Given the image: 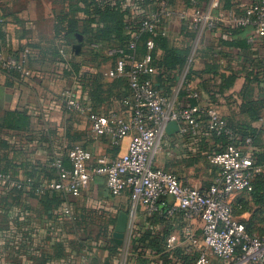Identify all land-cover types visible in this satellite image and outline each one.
<instances>
[{
	"label": "crops",
	"instance_id": "obj_1",
	"mask_svg": "<svg viewBox=\"0 0 264 264\" xmlns=\"http://www.w3.org/2000/svg\"><path fill=\"white\" fill-rule=\"evenodd\" d=\"M96 1L105 7H120L125 12V20L128 21L145 17L159 2V0ZM252 1L232 0V11L241 13ZM208 2L209 0H199V7L205 10ZM69 4L70 0H0V36L4 43L3 50L18 52L27 46L33 49L27 63L31 72L29 76L20 74L8 77L5 72L0 71V114L6 110L27 111L32 118V131L13 133L0 130V140L7 141L10 158L15 159L17 164L28 161L45 169L40 175L42 183L56 178L57 171L54 170L52 158L54 155L62 154L67 146L77 142L91 151L95 158L105 156L113 159L126 152L131 138L127 136L115 146L111 143L110 136H99L92 132L86 116L70 112L63 106L61 93L74 84L65 73L67 64L54 58L50 44L61 40L54 36V15L69 10ZM79 5L83 9L87 7L83 2H79ZM93 6L94 4H91L90 9ZM223 6L224 1L221 0L212 11L213 17H226L229 10ZM170 7L173 15L165 22L163 33H160L170 46L187 47L193 42L194 10L187 6L185 0H171ZM183 9H187L189 13L186 19L180 18ZM86 17L84 10L78 12L77 18L81 27L84 26ZM97 24L98 18L92 26L96 27ZM84 42H86L84 36L78 35L77 42L71 47L72 54H67L66 57L71 58L73 54L77 55L82 51L83 55L78 58H88L91 47ZM76 44L81 46L77 53L73 48ZM102 47V53L94 55L91 63L88 62L83 67L96 68L99 65L105 71L114 65L112 60L104 61L105 57L110 55L107 45L102 43ZM143 47L144 41L140 40L137 47L138 57L144 55ZM198 47L192 65L190 87H180L182 73L177 77V83H174L166 77L171 74L170 71L160 69L158 66L156 73L152 75L153 81L169 98L175 109L193 106L192 102L195 100L203 108L216 107L225 118L241 120L244 118L241 109L243 104L241 91L246 84L244 73L255 69L261 73V79L264 77V36H259L254 26H237L224 18L220 19L216 27L206 29ZM162 54L163 50L158 48L156 56H153V62L154 58H159ZM233 73L242 75H239L231 86L225 87L223 77ZM174 75L175 72H172L171 76ZM113 79L106 76L104 81L111 82ZM95 85L97 87V83H93L92 79L87 82L79 81L75 90L81 100L91 103L92 92L95 90L92 105L94 104L95 110L101 113L119 112L125 116L131 114L130 108L123 103V99L130 94L129 84L125 85V88L121 85L116 87L103 85L100 91L96 90ZM254 85V94L257 95L259 87L257 84ZM168 86L170 91L167 89ZM181 88L184 91L180 93ZM193 91L198 92L199 97H193ZM262 114V121L256 125L263 124L264 129V110ZM211 136L212 132L206 125L194 136L180 132L167 133L162 141V147L166 142L165 146L168 149L166 151L171 154L170 160L162 157L160 149L155 155V166L174 170L170 172L180 175V180L184 184L206 189L209 182L214 179L213 170L207 171L202 161L195 163L194 157L199 153H207L203 141H210ZM249 143L250 139H247L239 145L244 153L255 158L260 149ZM1 152L0 150V154ZM18 168L21 173L19 175L24 177L23 169L21 166ZM200 169L205 172L203 175L198 174ZM27 170L30 171V168ZM44 195L47 203L53 202V191L47 189ZM60 197L61 202L52 203L49 209L39 198L31 197L27 192L13 190L0 181V264H104L103 259L106 257L107 260L109 251L88 245L92 239L88 237L87 227L93 215L94 217L101 215L108 221L106 224L108 227H116L119 214L129 211V192L125 191L121 195L112 194L106 177L96 175L79 196ZM240 200L243 201L245 209L235 217L248 220L253 217L258 206L248 192L235 195L233 204ZM171 202L170 198L162 199L161 209L165 210ZM66 204L70 206L74 219H70L64 212ZM139 214L136 221L144 218L145 222L142 221V225L138 224L132 229L134 234L137 230L148 227L156 233L169 231L166 244L168 250L177 247H186L190 250L193 247L187 240L184 231L186 220L182 215L177 214L167 219L166 224L160 221L151 222L150 217H147L142 209ZM77 218L86 219L78 228ZM262 222L264 225V221ZM169 242L172 244L171 247L168 246ZM151 257L156 259V264L160 262L158 255Z\"/></svg>",
	"mask_w": 264,
	"mask_h": 264
},
{
	"label": "built area",
	"instance_id": "obj_2",
	"mask_svg": "<svg viewBox=\"0 0 264 264\" xmlns=\"http://www.w3.org/2000/svg\"><path fill=\"white\" fill-rule=\"evenodd\" d=\"M189 2L196 6L192 27L197 32L190 62L206 29L216 27L220 19L226 18L241 27L254 26L257 34L264 36V0L252 1L241 13L229 10L224 18L212 15L221 0H209L205 10L199 7V0ZM170 4L171 0H159L154 10L134 25H129L127 44L109 50V55L115 56V61L104 74L110 78H127L130 95L123 99V103L130 108L129 116L119 112L104 114L95 110L90 101L81 100L75 90L79 84L77 77L71 79L73 87L65 88L61 93L64 108L86 116L95 135L110 136L115 146L130 136L126 152L113 159L105 156L95 158L91 151L74 144L68 151L71 166L65 164L61 154L56 155L53 166L57 170V177L40 183L36 192L42 194L49 189L64 196H79L94 176L102 175L106 177L112 194L129 192L130 221L136 220L141 209L147 217L159 214L170 219L177 214L182 215L186 220L184 231L187 240L200 253L194 264L264 263V236L251 235L233 212L234 196L251 191L255 174L262 170L261 166L254 164L252 156L244 153L234 142L224 151L211 155L210 162L219 166L220 171L206 189L184 184L177 175L154 164L155 155L162 148L167 134L166 127L171 121L179 124L178 132L197 135L203 123L200 116L205 114L211 131L231 135L225 117L216 107L193 105L175 109L153 81L152 75L157 71L153 64V36L163 33L165 22L172 17ZM188 15L187 9L180 12L181 19H186ZM143 34L150 36L146 42L147 52L138 57L137 47ZM32 52L33 49L28 46L18 56L0 50V71L17 70L29 76L31 72L27 62ZM82 69L97 72L95 67ZM187 70L181 78L180 87L184 84L190 87V82L185 78ZM192 96L197 98L199 93L193 91ZM0 181L9 188L23 190L29 188L32 182L30 178L16 177L6 172H0ZM164 198H170L172 202L162 210L160 203ZM64 212L70 219L75 218L68 204L64 206ZM168 246L172 244L169 242Z\"/></svg>",
	"mask_w": 264,
	"mask_h": 264
},
{
	"label": "trees",
	"instance_id": "obj_3",
	"mask_svg": "<svg viewBox=\"0 0 264 264\" xmlns=\"http://www.w3.org/2000/svg\"><path fill=\"white\" fill-rule=\"evenodd\" d=\"M185 1L187 6L192 7L195 11L196 6L192 5L189 0ZM222 1H224L223 8L233 10L232 0ZM79 2L85 3L87 7L83 9L79 5ZM91 4H94L92 9H90ZM69 5V10L61 11L60 14L54 15V36L61 39L57 43L53 41L50 44V49L55 56L54 58L56 60L63 61L67 64L65 73L66 75H68L69 79L77 77L79 81L83 82H87L88 80L90 81L92 79L93 83H97V87L95 85V88L98 91H100L99 89H101L103 85L107 87H110L111 85H115V87L117 85H121L123 86V88H125V85L128 84L127 78H114L111 82H105L104 79L106 76L104 74V70L101 69L99 65L96 66V73L82 71V68L83 65H87L88 62H91V60L94 59V55H100V53H102V43L107 45L109 50L115 47L125 46L130 38V35L127 33V28L129 27V25H134L140 19L134 21L125 20V12L120 7H105L98 3L96 0H70ZM155 8H153L152 10H154ZM80 10H84L87 14L86 22L82 27L79 25V18H77L78 12ZM97 18L98 24L96 27H94L92 26V23L97 22ZM101 23H103V25H101ZM80 34L84 36V39L86 41L84 42V44H88L91 47L89 51V57L78 58V56L83 55V52L81 51L79 54H73V57L67 58V54H72L71 47L73 44H75V42H77L78 35ZM196 35L197 32L192 27L193 42L184 48L170 46L162 33H158V36L156 37L155 35L153 36V56H156L158 48L163 50V54L161 55V57L156 59L154 58L153 63L160 69L170 71L171 74H168L166 76L168 80H172L174 83H177V77L181 73V76H183L187 68L188 70L185 78L188 82L191 79L193 73V63L190 66L186 65L192 55ZM149 37L150 36L148 34H143L142 38L140 39L144 41V47L142 49L143 53L147 52L146 42ZM93 44L96 45L93 46ZM3 45L4 43L0 36V50H3ZM33 45L37 46L35 44ZM64 45L69 47L63 48ZM23 49L18 52H11L9 50L5 52L18 56ZM198 49L199 47L197 48L195 54L198 52ZM195 54L193 56L192 61H194ZM109 60H112L114 62L115 56H108L104 59V61ZM4 72L8 75V77L20 76L21 74L17 70H9ZM172 72H175L174 76H171ZM260 74L261 73L259 71H256L255 69H251L248 72L244 73V76L246 77V84L241 91V97L243 99L241 109L244 118H241V120H235L234 118H225L227 121V127L231 131V135L225 132L217 134L216 132L211 131L208 126V117L205 114H201L200 117L201 120H203L202 126L206 125L208 129L212 132V136L210 137V141H203V144L208 150L207 153H199L198 155H196V157H194V160L195 163H199L200 161H202L201 163L206 166L207 171L212 169L214 174L213 178H215L220 171V167L210 162L209 157L211 155L224 151L226 147L232 142L239 145L240 142H246L247 139H250L249 144L259 147L260 150L256 154V157L253 158V160L255 165L262 167V170L259 173L255 174V177L253 178V188L251 191L248 192V194L252 197L253 201H255V204L258 206V208L254 212L253 217H251L250 219L238 220L245 224L246 230L251 235L264 236V225L262 222L264 221V129L263 124L259 126L256 125L259 121H262V113L264 110V87H262V84L264 83V77L263 79H261ZM239 75L242 74L233 73L228 77L224 76L223 81L225 82V87L231 86ZM254 84H257L259 87V92L257 95L254 94ZM182 87L186 88V84H184ZM167 89L170 91V86H168ZM182 91L184 90H182L181 88L180 93ZM94 93L95 90L92 92L93 100H95ZM93 100L92 103L94 102ZM197 103L198 102L195 100H193L192 102L193 105H198ZM206 107L210 106H205V108ZM0 130H6L13 133L31 132V115L27 111H2V113L0 114ZM72 146H67V149L61 154L65 164L68 167L71 166L70 160L68 158V151L69 148H71ZM8 147L9 144L7 143V141L1 139L0 150L2 152L0 154V172L13 173V175H15L16 177H21L19 175L21 173L18 170V167L21 166V168L23 169V178H30L32 180V182L29 184V188H26L25 190H13H16L18 192H27L31 197L39 198L40 201H43L49 209L51 208L52 203L61 202L60 195L62 194L57 191H53V202L48 203L45 200V196L47 194L44 195L46 190L42 194L36 192V187L40 183H42L40 175L44 172L45 169L40 168L36 164H31L28 161H22V164H17L15 159L10 158ZM55 157L56 155L53 156L52 161H54ZM27 168H30V171L27 170ZM54 170L57 171L55 167ZM174 173L180 179V175H178L176 172ZM209 183L211 184L212 182ZM56 195L58 197H56ZM244 209V203L242 200L237 201L233 204V212L235 216H238L242 211H244ZM150 219L153 223L156 221H160L162 223L168 224V220L159 214L150 217ZM85 222V218H77V228L81 227L82 224ZM168 232L169 231L156 233L148 227L145 229L137 230L135 234L133 233L130 245V255L132 256L131 260L134 262L133 264H156V259L151 257L153 255H158V259L160 260L158 264H194L198 255L200 254L199 250L195 247L190 248V250H188L186 247H177L168 250L166 248L167 239L169 235ZM111 243H113L114 245V250L115 248L119 247V245L115 242L114 239L111 240ZM82 246H84V243ZM112 259V252H110L109 256L107 257V262Z\"/></svg>",
	"mask_w": 264,
	"mask_h": 264
},
{
	"label": "rangeland",
	"instance_id": "obj_4",
	"mask_svg": "<svg viewBox=\"0 0 264 264\" xmlns=\"http://www.w3.org/2000/svg\"><path fill=\"white\" fill-rule=\"evenodd\" d=\"M192 63H193V61L190 62V59H189L186 66L192 65ZM75 144H77V142ZM165 144H166V142L163 144V147L161 148L162 150H161L160 154L162 155V157L164 159H167V161H169L171 154L169 155L167 153L168 149H166ZM165 168L169 171H172V172L174 171L170 168H167V167H165ZM189 171L192 172V169H190ZM191 172H189V173L191 174ZM202 173H205V172H203L200 169L198 174L203 175ZM193 174H195V172L192 173V175ZM189 177H191V176H189ZM189 179L192 180V177ZM139 213H140V211H139ZM136 219H138V218H136ZM142 221L145 222L144 218L141 220L139 218V220H137V221L136 220L130 221V224H129V227H128L126 237H125L123 244L119 245V247L115 248V250H114V245H113V243H111V240L114 239L113 232L115 231V227L114 226H112L111 228L108 227L106 225L108 221L103 219L101 217V215H97L95 217L93 215L92 218L90 219L89 227H87L88 232L86 231L88 234V237H90V239H92V242L88 243V245L93 246V247L95 245L96 249H100V250L106 249L109 251V254H110V252H112L113 259L110 260L109 262H107V260H105L106 257H104V259H103L104 264H133L134 262L131 260L132 256L130 255V245H131V239H132V234H130V232L138 224L142 225V223H141ZM104 227H105V229H104ZM102 231H104V233H102ZM95 241H96V243H95ZM97 243H98V246H97ZM210 256L213 258L212 254Z\"/></svg>",
	"mask_w": 264,
	"mask_h": 264
},
{
	"label": "water",
	"instance_id": "obj_5",
	"mask_svg": "<svg viewBox=\"0 0 264 264\" xmlns=\"http://www.w3.org/2000/svg\"><path fill=\"white\" fill-rule=\"evenodd\" d=\"M73 48H74V52L77 53L80 51L81 46L79 44H76L74 45ZM178 130H179V124L176 121L169 122V124L166 127V132L168 134L177 133ZM129 221H130V217L127 212H121L119 214L115 231L113 233L114 240L118 245H122L125 240L126 233L129 227Z\"/></svg>",
	"mask_w": 264,
	"mask_h": 264
}]
</instances>
